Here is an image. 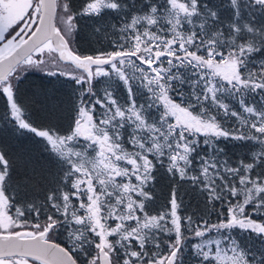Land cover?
Segmentation results:
<instances>
[{
    "label": "snow or ice",
    "instance_id": "6c2138e0",
    "mask_svg": "<svg viewBox=\"0 0 264 264\" xmlns=\"http://www.w3.org/2000/svg\"><path fill=\"white\" fill-rule=\"evenodd\" d=\"M35 73L71 83L67 129ZM0 102L55 168L0 149V264H264V0H0Z\"/></svg>",
    "mask_w": 264,
    "mask_h": 264
},
{
    "label": "trees",
    "instance_id": "16d2710c",
    "mask_svg": "<svg viewBox=\"0 0 264 264\" xmlns=\"http://www.w3.org/2000/svg\"><path fill=\"white\" fill-rule=\"evenodd\" d=\"M77 5L81 0H75ZM218 2V0H217ZM78 47L82 51H90L98 47L95 37L92 35V26L89 21L81 22V31L78 36ZM103 78L95 87L98 91L103 89ZM122 94V93H121ZM73 96V87L65 78H47L39 73L31 75L21 85V100L29 106L31 117L34 122L45 126L52 125L65 130L69 124L70 99ZM3 105L0 102V149L6 151L10 156L21 162L23 159H31L38 168H43L45 173L55 172L53 164L47 159V153L42 143H38L31 134L17 136L11 131L10 126L3 122ZM246 149L233 147L232 142L228 143L229 155H242ZM168 191V181L161 179L156 193L163 196ZM182 194L186 202L196 204V198L190 193Z\"/></svg>",
    "mask_w": 264,
    "mask_h": 264
}]
</instances>
